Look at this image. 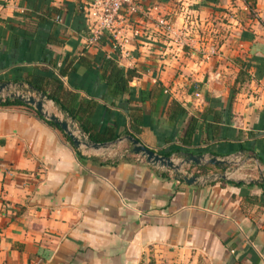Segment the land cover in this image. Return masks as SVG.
<instances>
[{
    "label": "crops",
    "instance_id": "0c3cea01",
    "mask_svg": "<svg viewBox=\"0 0 264 264\" xmlns=\"http://www.w3.org/2000/svg\"><path fill=\"white\" fill-rule=\"evenodd\" d=\"M86 1L0 0V83L31 85L60 118L117 136L80 150L109 164L81 163L32 106H0V264H264V0H135L117 52L107 36L89 43ZM109 61L137 73L133 98L107 87ZM126 136L234 164L184 165L190 185Z\"/></svg>",
    "mask_w": 264,
    "mask_h": 264
},
{
    "label": "water",
    "instance_id": "95a60500",
    "mask_svg": "<svg viewBox=\"0 0 264 264\" xmlns=\"http://www.w3.org/2000/svg\"><path fill=\"white\" fill-rule=\"evenodd\" d=\"M15 86V90L11 92V87ZM7 92L6 98L18 100L25 105L32 106L34 110L45 120L55 124L58 129L65 134L71 141V145L74 149L87 150V151H101L107 149L113 143H94L90 141L84 134V132L79 129L72 117L66 115L63 118L55 115L54 113H49L47 111L49 99L44 93H40L39 90L33 88L31 85H27L24 89V85L20 84L18 86L11 85L10 83H0V101L2 100V93ZM49 108V107H48ZM131 146V153L142 157L145 162L157 168H161L166 171H172L174 174L179 175L180 178L187 184H196L199 177L189 176L187 172L181 171L184 165H195L198 167H205L207 165H213L221 169H225L226 166H231L234 164L233 157H214L211 156L209 159H205L204 155H192V154H182L181 159H178V163L174 160L172 156L161 155L152 149L148 148L142 144L138 139L132 136L125 137ZM177 159V158H176ZM255 159V158H254ZM259 169V168H258ZM260 181L264 182V169H259ZM230 175L226 170L217 176H210V178L228 179Z\"/></svg>",
    "mask_w": 264,
    "mask_h": 264
},
{
    "label": "built area",
    "instance_id": "2783aa9c",
    "mask_svg": "<svg viewBox=\"0 0 264 264\" xmlns=\"http://www.w3.org/2000/svg\"><path fill=\"white\" fill-rule=\"evenodd\" d=\"M83 9L85 18L89 24V43H97L103 36L109 37L111 47L114 52L120 51L121 47L129 43V36L119 30V22L122 20V12L134 15L139 10V5L135 0H87ZM159 24L169 27L164 20ZM137 36L138 31L133 32ZM194 90L196 98L198 91Z\"/></svg>",
    "mask_w": 264,
    "mask_h": 264
},
{
    "label": "trees",
    "instance_id": "16d2710c",
    "mask_svg": "<svg viewBox=\"0 0 264 264\" xmlns=\"http://www.w3.org/2000/svg\"><path fill=\"white\" fill-rule=\"evenodd\" d=\"M63 70L60 72L62 73ZM137 76V73L134 70H129V69H124L123 67H120L116 62L114 61H109L108 62V66L106 68V83H107V87L110 89L111 93L114 96L117 95H121L124 93L129 94L130 99L133 98V93L134 90L129 86V83L133 80V78H135ZM57 83L60 84V82L58 80H56ZM37 86V85H36ZM41 88V86H38V88ZM49 99H51L55 104H57V101L55 100L54 97H52L51 95H48ZM11 105H22L25 107H28L30 109H32L31 107H29L28 105L23 104L22 102L18 101V100H14V99H10V98H5L4 100L0 101V106H11ZM33 110V109H32ZM35 114L42 120H44L37 112H35ZM68 115L72 118H74V120H77V118L75 117V115L71 112H68ZM140 118V117H139ZM45 121V120H44ZM79 121V120H77ZM47 122L49 125H51L52 127H55L56 129H58V127L53 124L52 122L49 121H45ZM81 125V124H80ZM82 127V126H81ZM83 131L84 133L88 134V138L90 139V141L94 142V143H104V142H111L114 141L117 136L114 134H109L108 136H98L92 133L88 132V129H85L84 127ZM132 130H133V126H131ZM59 130V129H58ZM189 134V133H188ZM65 136V135H64ZM66 140L68 141V143L71 144V141L68 137H66ZM185 143V141H183ZM75 154H76V158L78 159V161H80L81 163H85L86 161H90V162H97L101 165H106L109 164L108 161H100L99 158L96 157H84L80 151H78L77 149H74ZM175 152V151H174ZM178 153V152H175ZM173 154V152L170 153H165L163 155L166 156H171ZM101 159V158H100ZM128 159L123 156L119 161H115L112 163V165H117L121 162H127ZM162 177H164V174H162ZM175 178H177L180 181H183L179 175H175ZM229 183L240 186L243 183L242 182H233V181H229ZM252 185V184H250ZM264 185V184H262Z\"/></svg>",
    "mask_w": 264,
    "mask_h": 264
},
{
    "label": "rangeland",
    "instance_id": "374dc122",
    "mask_svg": "<svg viewBox=\"0 0 264 264\" xmlns=\"http://www.w3.org/2000/svg\"><path fill=\"white\" fill-rule=\"evenodd\" d=\"M7 95H8V93L3 91L1 99L4 100V99L7 97ZM47 111H48L49 113H53L48 107H47ZM174 160L176 161V163L179 162L178 159H176V158H175ZM255 175H256V174H255Z\"/></svg>",
    "mask_w": 264,
    "mask_h": 264
}]
</instances>
